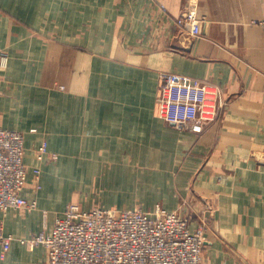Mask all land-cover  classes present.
Wrapping results in <instances>:
<instances>
[{"label":"crops","instance_id":"crops-1","mask_svg":"<svg viewBox=\"0 0 264 264\" xmlns=\"http://www.w3.org/2000/svg\"><path fill=\"white\" fill-rule=\"evenodd\" d=\"M198 2L202 36L192 37L177 24L188 0H0V127L23 133L24 195L38 202L0 210L4 231L17 238L5 258L0 244V264H48L44 245L20 239L52 229L75 199L49 183L60 167L84 173L90 156L132 159L134 151L163 180L154 195L73 202L180 210L192 228L204 226L201 264H264V0ZM162 72L222 89L224 105L200 132L158 116ZM44 140L49 155L38 162ZM131 176H116L114 186L130 191Z\"/></svg>","mask_w":264,"mask_h":264},{"label":"built area","instance_id":"built-area-1","mask_svg":"<svg viewBox=\"0 0 264 264\" xmlns=\"http://www.w3.org/2000/svg\"><path fill=\"white\" fill-rule=\"evenodd\" d=\"M198 4V0H188L177 20L192 37L202 36L203 19L198 14ZM258 23L264 28V19ZM158 105V116L169 124L179 128L194 124V131L200 132L202 125L215 118L224 101L218 84L181 73L162 72ZM48 155V142L44 140L35 156L38 162H43ZM28 170L23 133L0 127V210L4 213L38 207L36 198L24 195ZM33 172L37 189L41 168L33 167ZM16 239L0 224L1 257H6ZM20 240L32 248L44 245L48 264H201L206 236L204 226L192 228L180 210L169 211L161 204L149 210L104 206L88 209L71 202L52 229Z\"/></svg>","mask_w":264,"mask_h":264},{"label":"rangeland","instance_id":"rangeland-1","mask_svg":"<svg viewBox=\"0 0 264 264\" xmlns=\"http://www.w3.org/2000/svg\"><path fill=\"white\" fill-rule=\"evenodd\" d=\"M57 25L59 24L57 23ZM33 115L35 120L39 119L36 111H33ZM54 153H58V151ZM66 153L77 158L76 160H73V162L82 160L80 159L82 156L81 154L71 152ZM93 153L98 156V151L91 152V154ZM74 154L76 156H73ZM144 154V151H134L135 157L132 159H128L127 157L116 159V155H113V157L106 156V159L101 160V162H98V158L90 156L84 163L87 165L82 167L84 173L78 171L76 168L79 166L74 167V163H71L70 165L64 164V168L60 167L56 176H51L49 183L59 194L63 195L69 193L71 196L75 197L72 202H94L95 205L101 204L105 206H107L106 203H110L112 206L114 204L111 202L115 203L117 201H119L118 204H129L133 201H137L138 196L149 197L154 195L153 186L159 188L163 185L162 178L158 179V176H154V178L151 177L155 168L146 165L149 161L144 157ZM48 159L50 162H53L51 157ZM65 162L68 163V160H65ZM90 172H93L94 176H91L92 174L88 175ZM128 172L132 175L131 179L133 187L131 190L127 191L125 188H116L114 186L116 176H127ZM186 216L191 220L190 216L187 214Z\"/></svg>","mask_w":264,"mask_h":264}]
</instances>
